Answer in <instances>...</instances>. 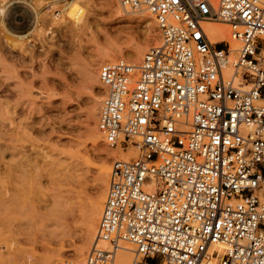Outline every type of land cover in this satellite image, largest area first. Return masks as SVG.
Returning <instances> with one entry per match:
<instances>
[{"label":"built area","instance_id":"built-area-1","mask_svg":"<svg viewBox=\"0 0 264 264\" xmlns=\"http://www.w3.org/2000/svg\"><path fill=\"white\" fill-rule=\"evenodd\" d=\"M118 1L160 35L99 68L100 134L138 154L113 163L84 264H115L123 242L131 264H264V0Z\"/></svg>","mask_w":264,"mask_h":264},{"label":"rangeland","instance_id":"rangeland-1","mask_svg":"<svg viewBox=\"0 0 264 264\" xmlns=\"http://www.w3.org/2000/svg\"><path fill=\"white\" fill-rule=\"evenodd\" d=\"M73 1L0 0V39L15 41L0 46V129L14 139L0 142L18 145L0 159V264L84 263L113 163L128 159L98 130L99 68L139 63L159 39L157 23L117 0H75L78 24L64 11ZM14 161L39 166L32 186L21 185Z\"/></svg>","mask_w":264,"mask_h":264},{"label":"bare ground","instance_id":"bare-ground-1","mask_svg":"<svg viewBox=\"0 0 264 264\" xmlns=\"http://www.w3.org/2000/svg\"><path fill=\"white\" fill-rule=\"evenodd\" d=\"M118 1V0H117ZM78 1H73V2H70V4H68V6H66V8L64 9V11L67 12V15L72 18L74 20L75 23H83L85 21V13H84V8L82 5H80L81 2L77 3ZM119 2V1H118ZM120 4V3H119ZM121 5V4H120ZM122 6V5H121ZM123 7V6H122ZM124 8V7H123ZM126 9V8H125ZM4 10H5V7H0V14H3L4 13ZM126 10H129V9H126ZM128 13V12H127ZM150 21V20H149ZM229 25L227 24H224V23H210L209 24V27L212 31V37H213V41H219V40H224V41H228L230 42L232 48H238L239 46V42L232 36L229 28L227 27ZM230 27V26H229ZM159 31V30H158ZM18 37L20 38H23L25 35H17ZM3 42V43H2ZM4 43H6L5 45H9V46H14L15 45V41L14 40H10V38H6V39H0V46L3 45ZM8 85L5 83V82H2L0 83V87H1V90L3 91ZM3 87V88H2ZM99 130V129H98ZM7 136V135H6ZM5 136V133H3L0 129V140H4V138L6 137ZM14 136V135H13ZM11 135L9 136V139L12 141L14 140ZM15 137V136H14ZM7 138V137H6ZM9 139L7 138V140L9 141ZM16 140V139H15ZM6 141V140H5ZM8 141H7V146H5V142L4 145L3 143L0 142V159L4 157L6 151H9L8 149H12L14 148V151L15 149L17 148L18 145H8ZM11 143V142H10ZM20 147V146H19ZM18 147V148H19ZM119 149H122L120 150V154L121 153H126L128 159L132 158V157H135V154H136V150L134 148H130L128 150H124L123 148L119 147ZM19 150L20 152L22 151V149H17ZM131 150V151H130ZM13 151V150H12ZM123 151H127V152H123ZM19 153V152H18ZM138 154V152H137ZM123 159V158H121ZM14 161V164H17V166H15L16 168H19L21 170L20 173L21 174H18L17 177H18V180H21L22 182V186L24 185H28L30 184L32 186L33 182H35V180L37 181V177L40 176V171H38L37 175L34 176V174H32V172H34V169L39 167L38 165H35L34 169H29V170H26L25 169V166L23 163H20L19 161L16 162ZM24 165V168L23 166ZM39 170V168L37 169ZM18 171V172H19ZM110 181V180H109ZM108 188V186H107ZM20 199V198H19ZM18 200V199H17ZM106 200V199H105ZM12 201V200H11ZM10 201V202H11ZM21 201V200H20ZM4 202V201H3ZM7 202V201H6ZM9 202V203H10ZM8 203V202H7ZM105 203V202H104ZM104 203H103V207H104ZM2 204V203H1ZM18 204V203H17ZM2 205H6V204H2ZM9 206V205H8ZM103 207H102V210H103ZM101 213L102 211H99L97 212V215H98V218L100 220V217H101ZM99 225V224H98ZM97 228V229H96ZM89 231H91L92 233H95L97 230H98V227H94L93 229L91 228H88ZM223 246L221 245H216L215 248L216 249H219L221 250ZM135 246L130 243V242H123L121 244V247L116 251V261H115V264H131L134 259H135ZM82 262H84V260H82ZM80 264H84V263H80Z\"/></svg>","mask_w":264,"mask_h":264},{"label":"crops","instance_id":"crops-1","mask_svg":"<svg viewBox=\"0 0 264 264\" xmlns=\"http://www.w3.org/2000/svg\"><path fill=\"white\" fill-rule=\"evenodd\" d=\"M5 11V10H4ZM12 34H14V33H12ZM14 35H25V34H14Z\"/></svg>","mask_w":264,"mask_h":264}]
</instances>
